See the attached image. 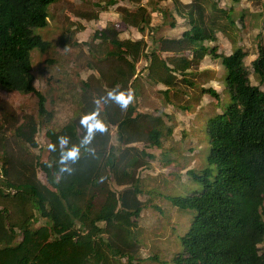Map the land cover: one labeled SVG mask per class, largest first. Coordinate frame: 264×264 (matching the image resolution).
<instances>
[{"label":"trees","instance_id":"16d2710c","mask_svg":"<svg viewBox=\"0 0 264 264\" xmlns=\"http://www.w3.org/2000/svg\"><path fill=\"white\" fill-rule=\"evenodd\" d=\"M57 1L0 0V86L36 95L40 117L51 113L45 107L43 93L35 88L30 51L47 49L48 41L35 29L48 24V8ZM121 1L130 5L117 9L126 24L141 28V24L149 23L142 0ZM176 3L177 12L184 14L189 27L179 38L160 39V50L174 55L162 60L150 54L149 67L153 72L154 66L158 80L177 90L180 87L173 72L186 76L193 64L203 59L208 50L204 40L216 41L215 31L223 29L218 14L229 22V27L234 26V19L232 11H224L214 0ZM115 4L118 0H107L101 11ZM261 5L264 14V2ZM97 16L98 13L82 15L91 19ZM93 39L101 40L99 48L104 41L106 52H99L103 58L124 60L131 74L139 57L147 56L142 39L120 40L114 29L96 31ZM209 48L226 70L231 102L206 121L207 166L201 173L195 169L186 171L200 183V188L185 196L165 195L172 206L191 216L187 229L177 235L181 250L173 264H264V250L258 247L264 241V91L259 86L264 81V45L252 61L258 84L250 82L241 47L228 54L217 53L215 45ZM186 52H191V59ZM119 73L127 75L122 70ZM201 91L212 97V104L218 102L219 94L212 87H202ZM83 96L87 104L84 114L60 129H47L46 161L31 156L22 164L28 173L24 176L18 171L16 181L10 179L9 158L0 168L4 185V189L0 188V264H119L121 258H126L128 264H139L133 263L138 249L137 240L131 238L135 224L131 218H137L143 209L138 179L133 173L140 157L131 155L130 150L145 153L124 147L115 156L108 146L107 130L96 127L102 123L97 103L89 92ZM133 112L134 107L129 106L127 114L115 123L121 144L137 142L134 129L146 118L150 127L147 139L160 146L163 132L154 119L142 114L133 116ZM38 130L39 123L25 115L14 127L13 136L38 147ZM171 132L169 128L167 133ZM120 163L124 166L120 167ZM36 166L45 174L46 183L36 178L32 171ZM109 172L117 185L132 187L121 192L111 189L106 185ZM40 219L43 221L38 223Z\"/></svg>","mask_w":264,"mask_h":264},{"label":"rangeland","instance_id":"374dc122","mask_svg":"<svg viewBox=\"0 0 264 264\" xmlns=\"http://www.w3.org/2000/svg\"><path fill=\"white\" fill-rule=\"evenodd\" d=\"M106 1L59 0L49 6L48 24L44 28L35 29V33L47 40L49 45L43 52L38 49L31 50L30 59L35 88L43 93L46 99L45 107L51 115L43 117L38 115V99L33 93L21 94L0 86V135L2 137L0 168L4 165V160L9 158L12 167L10 179L16 181L19 177L18 171H22L24 176L28 173L24 171L22 164H26V160H30L31 156H37L41 162L46 161L49 154L47 129H59L67 122L84 114V100L80 92L81 82L86 80L89 82L88 76L97 77L99 74L98 79L104 84L103 87L99 85V82H94L92 79L90 81L93 89L99 88L101 96L93 97L96 96L95 91L92 97L93 100L98 101L97 114L102 120L100 125L103 126V131L107 130L108 146L113 148L115 156H118L124 147H133L145 153L142 155L135 150H130L131 155L138 154L140 157V164L133 173L138 179L140 188L138 197L143 205L139 216L131 218L135 223L131 238L137 240L138 249L137 258L133 260V263L138 261L139 264H173V258L181 250L177 235L187 229L191 216L172 206L165 195L185 196L200 188V183L192 180L186 171L195 169L201 173V170L207 166L209 143L205 128L206 121L223 111L231 102L230 92L225 82L226 70L220 59L213 56L209 47L215 45L217 53L226 54L237 46L241 47L245 52L243 61L248 69L250 82L258 84L257 77L252 71V61L256 58L259 47L264 45V14L261 8L264 0L259 2L214 0L224 11H232L234 26L229 27V22L218 14V21L223 25V32L219 29L215 31L216 41L204 40L203 44L208 47V50L199 70L197 67L193 69L197 68L195 75L177 77L180 89L175 88L170 92L167 99L169 107H166L167 100L161 95L149 96L150 102H147L143 99L144 97L137 99L133 91L130 94L127 93L124 98L127 101L126 104L115 102L107 104L103 100L104 98L106 100V97L107 99L115 98L106 94L107 90L103 93L104 89L108 88V80L114 75L116 69L114 66L119 67L123 72H126V67L121 63L109 61L110 58L107 60L103 58L99 52L105 48V45L103 44L100 48L98 44L90 45V37L99 25L112 22L110 17H115L119 7L130 6L127 2L118 0V4L109 6L107 11L101 12ZM148 1L150 0H142V3L150 10L156 1L151 0L150 4H146ZM161 3L171 6L170 0ZM99 12L102 17L96 21H86L82 17V15H94ZM170 18L168 16V19ZM84 21L87 28L80 34L79 29ZM183 21L178 18L179 26L180 23L187 25L186 20ZM119 24L121 25L119 30L124 32L125 26ZM186 27L188 28V25ZM128 31L131 32L123 35L134 39L136 36L133 33L134 30ZM161 35L162 33H155L156 37ZM144 40L147 45L150 44L149 35H146ZM144 60L136 66L137 70L144 68L146 65ZM98 61L100 64H97ZM91 68L96 69L93 70L95 75L89 74L86 77L87 71ZM189 82H193L194 86ZM259 86L264 91V81ZM202 87L215 89L220 97L218 102L212 104V97L202 93ZM128 105L134 107V115L142 111L149 113L151 117L161 118L164 127L158 125V128L164 131L159 140L160 146H156L147 139V131L150 127L146 118L141 119L139 122L141 125L134 129L137 142L127 146L121 144L117 138L115 123L125 115ZM25 115H31L39 123V130L35 136L38 147L29 146L13 136L14 127ZM168 127L172 131L170 134L165 131ZM168 159L170 161L166 162ZM119 166L123 167L124 164L120 163ZM128 169L130 170L129 167ZM32 171L36 173V178L40 182L46 183L45 174L40 168L36 166L32 168ZM2 179L0 177V188L4 189ZM106 185L117 192L132 187L130 184L117 185L110 172ZM100 200L101 196L96 204ZM42 221L40 219L38 223ZM100 224L103 225V223ZM258 247L264 250V241ZM119 264H128L127 259L121 258Z\"/></svg>","mask_w":264,"mask_h":264},{"label":"crops","instance_id":"0c3cea01","mask_svg":"<svg viewBox=\"0 0 264 264\" xmlns=\"http://www.w3.org/2000/svg\"><path fill=\"white\" fill-rule=\"evenodd\" d=\"M150 1H148L146 4H150ZM154 1H156L155 2L156 4L154 5V7L150 10L147 9V11L149 13V23L148 24H141V28H138L137 26H132V25L130 26V25L126 24L121 19L120 13L117 11V12H115V17H113V16L110 17L112 22H109V24L105 23V25H99L96 28V30H94L91 34L89 44L93 45V46L96 44H99V41H101V40H97V39L94 40L93 34L96 31L106 29V28L116 30V36L120 40L130 39L129 36L127 37L126 35H123V34H126V33L129 34L131 31H128V30H134L133 33L136 36L134 39H130V40L131 41H137V40L142 39L145 42V47H144L143 53H146L147 56L146 57H144L143 55L140 56L139 59L134 63L132 74H131L130 70L128 69L129 65L124 60H121V59L118 60V59L110 58L109 61H113V62H117V63H121V64L125 65L127 75L129 72L130 73L128 76V80L124 81V77H127V75L126 74L121 75V73H119V70H121V69L119 67L114 66L116 68L114 70V75L108 80V82H107L108 88L104 89L103 93H106L105 90H107L106 94H108L109 96H115V98L114 99H111V98L107 99V97H106V100L104 98L103 100L106 101L107 104H111V102L122 104L120 101H118L116 99V97L122 95L123 99H124L127 96V93L130 94V92H132V91L134 92L136 98L139 100L144 97L143 99H146L147 102H150V97H153L155 94L157 96L161 95L162 98H165L167 100L169 98L170 92H172L173 89L175 90V87H172V85L166 86L163 82H161L160 80L157 79L156 69L154 68V66H151L153 68V72H150V67H149L150 62H151L150 54H154L155 56H158L162 60H164V59L167 60L168 58L170 59L173 57L174 54L172 52H166V51L160 50V46H161L160 39H163V38H168V39L179 38L181 36L182 32L184 30L188 29L186 27L188 25V23H187V25L185 23H184L185 25H181V23H180V26H179L178 18H180L181 20L183 19L184 20L183 22H185L186 19L183 16L184 14H181V13L179 14L177 12V9H178L177 6L178 5H177L176 1H178L179 3H182V4H187L191 0H186V1L170 0V3H171L170 7L168 5H162V3H161V2L167 1V0H162V1L154 0ZM151 4H152V2H151ZM126 7H130V6H126ZM108 9L102 10L101 12H105ZM152 11H154V12H152ZM168 16L171 18L168 19ZM101 17H102V15L99 12L97 18H95V19H91V18H84V19L86 21H94V20L96 21L97 19H100ZM114 21H116V22H114ZM119 23H121L122 26H125L124 32L119 30L121 27V25ZM82 24L84 26L83 25L80 26V29H79L80 34L84 33L86 28H87V26H85V21ZM126 27L128 29H126ZM188 27H189V25H188ZM155 33H157V34L162 33V35L160 37H156ZM146 35H149V39H150L149 45H147L146 41L144 40ZM101 43L103 45L104 41H102ZM101 52L105 53L106 50L103 49V50H101ZM185 55L188 59H191V52H186ZM204 57H203V59H204ZM105 59L107 60L109 58L105 57ZM143 60L146 62V65L144 66V68L142 70H137L136 66L139 63L143 62ZM202 60H200L196 64H193L194 66L191 67V69L189 70V72L187 73L186 76L195 75L196 74L195 70H197V68L199 70V68H200L199 66L202 63ZM97 64H100V63H97ZM195 67H197V68L195 70H193ZM93 70H96V69L91 68V70H88L87 73L85 72L86 77L89 74H94ZM173 73L175 74L176 77H181L179 74H176L175 72H173ZM161 74H162V72H161ZM162 77H163V74H162ZM98 78H99V74L97 77H95V76L89 77L88 76L89 82H87V80L85 82H81L82 83V89L80 90V92L82 95V100H84L83 94L86 92H89V94L93 95V93L96 91L95 93H97L98 95L96 94V96H93V97L98 98L99 95L101 96L99 88L96 87L93 89L91 81H90L92 79V80H94V82H99V85L103 87L104 84ZM165 78L166 77H164V79ZM145 95H147V96H145ZM94 101L98 105V101H96L95 99H94ZM138 103H139V101H138ZM165 104H166V107H169V106H167V105H169L168 100L165 102ZM84 106H87L85 100H84ZM129 106L130 105L127 106V109ZM170 106H171V104H170ZM127 109L124 113L125 115L127 114ZM137 114L138 115H140V114L148 115L149 113L146 114V113H143L142 111H140V112L136 113V115ZM133 115H134V112H133ZM166 115H168V113H166ZM148 116L151 117V115H148ZM151 118L154 119L157 126L160 125V126H162V128L164 127V124H163L160 117H151ZM121 119L122 118H120L118 121H120ZM169 128L170 127H168L165 130L166 133H167V130ZM163 131L164 130H162V132ZM159 144H161V143H159Z\"/></svg>","mask_w":264,"mask_h":264},{"label":"clouds","instance_id":"9594fccd","mask_svg":"<svg viewBox=\"0 0 264 264\" xmlns=\"http://www.w3.org/2000/svg\"><path fill=\"white\" fill-rule=\"evenodd\" d=\"M131 97H129V99H130ZM116 99L118 100V101H120L122 104H126L127 103V101H125L124 99H123V96L121 95V96H118V97H116ZM99 125V124H98ZM100 131H103V126L102 125H99L98 127H97ZM70 155H74V153H71Z\"/></svg>","mask_w":264,"mask_h":264},{"label":"snow or ice","instance_id":"6c2138e0","mask_svg":"<svg viewBox=\"0 0 264 264\" xmlns=\"http://www.w3.org/2000/svg\"><path fill=\"white\" fill-rule=\"evenodd\" d=\"M99 125L97 124L96 127H98Z\"/></svg>","mask_w":264,"mask_h":264}]
</instances>
